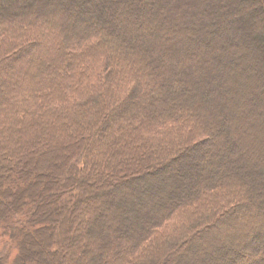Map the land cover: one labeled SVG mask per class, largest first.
Masks as SVG:
<instances>
[{
    "label": "trees",
    "instance_id": "obj_1",
    "mask_svg": "<svg viewBox=\"0 0 264 264\" xmlns=\"http://www.w3.org/2000/svg\"><path fill=\"white\" fill-rule=\"evenodd\" d=\"M4 242L264 264V0H0Z\"/></svg>",
    "mask_w": 264,
    "mask_h": 264
},
{
    "label": "rangeland",
    "instance_id": "obj_2",
    "mask_svg": "<svg viewBox=\"0 0 264 264\" xmlns=\"http://www.w3.org/2000/svg\"><path fill=\"white\" fill-rule=\"evenodd\" d=\"M6 244L7 243L4 242V244L0 246V256H3L8 252V248ZM39 248H40V251L44 252L45 244L44 243L43 244L41 243V245L39 244ZM36 250H39V249H36ZM45 259H47V257Z\"/></svg>",
    "mask_w": 264,
    "mask_h": 264
}]
</instances>
